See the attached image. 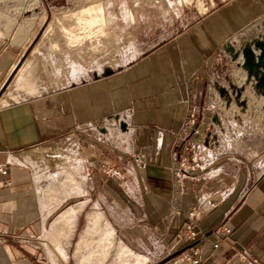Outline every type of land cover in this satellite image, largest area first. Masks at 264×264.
<instances>
[{"label": "crops", "instance_id": "crops-1", "mask_svg": "<svg viewBox=\"0 0 264 264\" xmlns=\"http://www.w3.org/2000/svg\"><path fill=\"white\" fill-rule=\"evenodd\" d=\"M14 1L33 0H0V264H48L41 197L71 163L131 250L189 264L196 245L200 264H264V166L206 148L224 61L264 35V0H219L177 26L173 13L166 33L120 19L100 66L86 41H34L52 0ZM189 220L193 242L178 236Z\"/></svg>", "mask_w": 264, "mask_h": 264}, {"label": "rangeland", "instance_id": "rangeland-1", "mask_svg": "<svg viewBox=\"0 0 264 264\" xmlns=\"http://www.w3.org/2000/svg\"><path fill=\"white\" fill-rule=\"evenodd\" d=\"M37 2L39 4V1L33 0L29 2V5L24 4L23 6L22 3L14 1L10 5H13L14 10L16 8L30 10ZM52 2H54V7L51 6V11H47L42 7L38 27L34 33V41H37L41 36L48 35L50 38V34H57L58 38L65 40V44L66 41L68 44H73L68 41L61 27L77 34L80 32L79 35L83 36L81 40L86 41L90 49L96 52L100 66L105 61L103 55L106 48L108 49L109 43L117 35V22L120 19L127 22L128 25L130 23L134 25L138 21L141 25L151 22L152 26L158 25V31L166 33L167 18H170L173 13L176 18L180 17V22L176 19V26L181 23L187 24L193 19L195 10L199 12L207 11L210 7L215 6L219 0H52ZM98 4L103 7L105 22L102 28L104 33L97 37H87L86 32L78 27L79 25L75 21L76 17L72 16V13L87 5ZM130 13L133 15V19L129 17ZM114 25L116 26L113 27ZM128 29H130L129 26ZM158 31L156 30V32ZM81 40L74 43H81ZM259 42L264 46V35H259L255 41L245 44L246 47L252 49L253 54H255L254 51L257 53L255 58L259 56L260 48L256 46V43ZM256 61L257 64L252 66V71H249V68L245 65L241 52L236 56L232 55L230 58H226L224 61L221 73H225L226 76L225 78L221 76L222 83L216 86L212 96L214 108L218 112L213 119V124L216 127L213 136L210 137L215 141V145H206V148L218 157L227 154L233 158H242L244 161L249 162L260 159L259 166L262 167L264 166V78L261 77L264 75V58H256ZM74 166V163H71L68 164L67 168L57 167L48 172V174H51L48 176L51 188L58 189L56 190L58 192L53 191V194L58 197V200L61 198L60 203L51 211L46 229L43 230V237L47 240L46 242L42 241L46 251L44 258L47 259L48 264H54L51 259L53 258L52 255L59 264H76L77 258L74 256V252L77 238L80 237V233L87 226L88 214L96 210L93 194L91 196L88 194L87 189L82 184L80 174L75 173L76 168ZM69 173L71 176L68 177ZM54 175H57V177L51 180V176L53 178ZM77 183L84 187V193L77 194L71 188L72 185L74 186ZM64 192L67 194H63ZM68 207L79 208L80 210L77 209L79 212L77 213L78 216L72 235L68 237L66 234L61 235L58 239L59 244H62L67 253V258L62 259L56 247V241L50 235L49 228L57 215ZM95 234L98 235V233ZM115 239H117L116 236ZM82 251L83 249L80 250V252ZM134 252L146 257V260L141 264H166L173 257V255L167 254L166 248ZM113 253L111 252V254Z\"/></svg>", "mask_w": 264, "mask_h": 264}, {"label": "bare ground", "instance_id": "bare-ground-1", "mask_svg": "<svg viewBox=\"0 0 264 264\" xmlns=\"http://www.w3.org/2000/svg\"><path fill=\"white\" fill-rule=\"evenodd\" d=\"M72 16L76 17L75 21L79 25L78 27L84 30V32H86L87 37H91V36L97 37L100 36L102 33H104V29L102 28V26L104 25L105 18L103 15L102 5L99 4L87 5L86 7L80 8L77 12H73ZM129 17L133 19V15L131 13ZM61 29L66 34V38L68 39V41L73 44L74 42L81 40L83 37L79 35L80 32H78L77 34L66 29L65 27H61ZM69 175L70 173L68 174V177ZM71 188L74 189L77 194L85 192L82 185L78 183L74 186L72 185ZM49 189L51 190V192L48 191L49 195L43 193L41 197L43 208L46 210L47 213L53 210V208H55L56 205L60 203V199H61L60 198L58 200V197H56L55 194H53V191L56 192V190H58L57 188L56 189L55 187L51 188L49 185ZM59 189L61 190L60 187ZM65 192L63 194L66 195L67 193ZM50 205L51 207L49 208ZM94 205H95L94 208L96 210H94L89 214L87 213L89 215L88 221L86 220L87 226L84 228V231L80 233V237L77 238L78 241L76 242V247L74 252V256L77 258L76 264H141L143 263L146 260L145 259L146 257L142 256L139 253L136 254L133 250L130 249L129 246H127L126 243L121 242L120 240H118V238L115 239L116 236L115 230L112 228L109 222L104 219L103 215L101 214L102 212H100L98 208V205L96 203H94ZM77 209L79 208L75 209L73 207H68L64 209L51 222L52 224L50 225L49 228V231L51 232L50 235L56 241L55 244L57 245L56 247L62 259L67 258L66 257L67 253L65 249L62 247V244H59L60 241L58 239H60L59 237L61 235L66 234L67 237L72 235L75 228L76 219L78 216L77 213L80 210ZM95 233H98V235ZM66 236H64V238H66ZM82 249L83 251L80 252V250ZM111 252L114 253L111 254ZM111 255L113 256L111 257ZM52 256L53 258L51 259L53 260V263L59 264L58 262H56L57 260L54 258V255Z\"/></svg>", "mask_w": 264, "mask_h": 264}, {"label": "built area", "instance_id": "built-area-1", "mask_svg": "<svg viewBox=\"0 0 264 264\" xmlns=\"http://www.w3.org/2000/svg\"><path fill=\"white\" fill-rule=\"evenodd\" d=\"M193 119L191 118V121ZM189 159L185 156L182 157L180 159V166H185L187 165ZM6 165H1L0 164V174L1 175H5L6 174ZM190 169L193 167V164L191 163L188 166ZM193 215L192 212H189V216L191 217ZM224 234H229L230 233V228L228 226H223L221 233ZM178 236H183L185 238L186 241L188 242H193L194 240H197L199 237V232L196 229L195 226H193L192 222L189 220L188 222L184 223L182 226L181 231L179 232ZM220 240L216 239L215 243H213V247L216 248L219 244ZM198 253H199V249L198 247L195 245L193 248L190 249V251L188 253H186L185 255V260L189 263V264H200L199 258H198ZM235 264H244V259L240 258L237 260V262Z\"/></svg>", "mask_w": 264, "mask_h": 264}, {"label": "water", "instance_id": "water-1", "mask_svg": "<svg viewBox=\"0 0 264 264\" xmlns=\"http://www.w3.org/2000/svg\"><path fill=\"white\" fill-rule=\"evenodd\" d=\"M256 46L260 48L259 56L256 58L257 59L264 58V46L260 42L256 43ZM241 53L243 54L245 65L247 66V68H249V71H252L253 70L252 66H255L257 64L255 54H253L252 49L245 47V49H243ZM261 78H264V75Z\"/></svg>", "mask_w": 264, "mask_h": 264}]
</instances>
